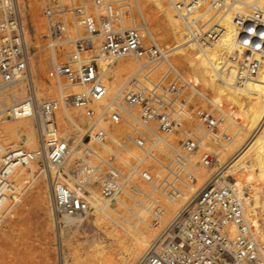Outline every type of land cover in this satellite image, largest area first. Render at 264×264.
Here are the masks:
<instances>
[{
    "label": "built area",
    "instance_id": "obj_1",
    "mask_svg": "<svg viewBox=\"0 0 264 264\" xmlns=\"http://www.w3.org/2000/svg\"><path fill=\"white\" fill-rule=\"evenodd\" d=\"M43 1L50 46L68 39L70 27L77 31L70 57L53 63L47 76L81 89L67 97L37 98L18 2L0 0V90L26 82L27 95L10 106L8 117H32L39 141L31 151L0 135V221L19 202L35 163L47 177L54 209L72 215L112 205L119 194L147 195L140 182L167 196L195 183V164H213L216 149L230 139L219 112L210 104L202 108V95L171 64L158 80L148 73L130 76L120 87V101H111L97 62L84 57L96 43L110 57L164 58L156 43L143 41L139 0ZM166 1L197 44L219 38L224 25L230 26L225 63L235 66V83L257 75L264 64V0ZM113 19L120 22L116 28ZM67 103L91 122L111 116L128 131L114 139L97 126L85 142L74 144L73 132L63 135L57 118ZM217 171L192 192L135 264H264V241L233 183L215 176Z\"/></svg>",
    "mask_w": 264,
    "mask_h": 264
},
{
    "label": "bare ground",
    "instance_id": "obj_2",
    "mask_svg": "<svg viewBox=\"0 0 264 264\" xmlns=\"http://www.w3.org/2000/svg\"><path fill=\"white\" fill-rule=\"evenodd\" d=\"M17 2L20 8L19 0ZM26 5L29 6L28 3ZM138 7L142 14L140 33L144 43L151 41L160 47L157 40L160 35L155 33L150 22L151 16L157 17L168 30L172 41L171 48H175L170 54L173 55L171 58L166 56L165 51L164 62L171 64L178 72L181 70L183 72L181 75L190 83L192 91H197L207 104L218 110L221 125L227 128L230 139L216 149L213 164L210 166L195 164V183L180 186L178 195H162L140 182L147 195L119 194L114 204L95 207L88 213L80 215L66 214L54 209L47 177L41 167L33 173L35 168L33 164L31 171L33 180L38 176L45 180L42 198L45 200L47 212L52 218L57 219L58 224L82 221L83 228L97 231V236H92L88 247L99 253V260L89 264H135L156 241L165 224L190 198L192 192L218 170L215 176L227 177L233 183L256 233L264 241V64L256 76L237 84L234 81L235 66L229 62L225 63V54L230 43L229 35L232 34L230 26L224 25V31L219 38L197 44L186 37L180 19L166 0H147L141 4L138 2ZM205 13L204 17H208L209 12L206 10ZM3 17L4 12L0 10V19ZM119 24L118 20L113 19L111 27L116 28ZM121 25L128 26L129 22L121 20ZM25 28L32 36L39 32L46 33L41 25V19L35 14L25 21ZM75 33L77 31L74 27H70L68 39L63 42L72 41ZM71 52L67 50L64 54L69 58ZM57 55L53 49L51 53L53 63L59 62ZM84 57L97 62L99 79L106 87V96L111 101L113 99L120 101V87L130 76L151 71V68L147 67L148 62L143 58L106 56L98 51L96 43ZM33 65L39 69L44 68L40 62ZM30 68L32 76L35 75L31 61ZM57 83L60 94L53 99L67 97L81 89L77 84L59 81ZM65 86H69L74 92L65 94L63 92ZM35 90L40 101L52 99L43 97L36 85ZM27 92L25 81H18L1 89L0 112L5 111L7 116L10 106L23 99V94ZM67 104L68 109L57 111V118L63 135L73 132L74 144L85 142L86 134L91 133L97 126L106 128L114 139L122 138L128 131V127L116 118L110 116L91 122L79 109L71 107L70 103ZM131 112L136 113V110L132 109ZM0 135L27 150L35 151L39 146L32 117L7 119L0 116ZM193 160L196 163L197 158L194 157Z\"/></svg>",
    "mask_w": 264,
    "mask_h": 264
},
{
    "label": "rangeland",
    "instance_id": "obj_3",
    "mask_svg": "<svg viewBox=\"0 0 264 264\" xmlns=\"http://www.w3.org/2000/svg\"><path fill=\"white\" fill-rule=\"evenodd\" d=\"M145 1L147 2V0ZM145 1L139 0L138 2L141 4ZM64 2L67 3L68 0H64ZM27 3L29 6L26 5ZM43 3V0H19L31 67L35 71L33 74L36 75H33L34 78L36 77L34 84L36 88H39L38 92L43 97L53 99L59 96L60 89H58V81L47 76V71L53 64L51 53L55 49L58 53L57 57L59 56V63L65 62L68 57L64 53L67 50L71 52L73 44L72 41H66L67 43L61 42L53 47L49 45L46 22L43 16ZM111 7L115 10V5ZM90 10L92 12L93 9L90 8ZM33 14L41 19V25L46 33L39 32L36 36L28 33L27 28H25V21L31 18ZM150 22L155 33L161 36H158L157 40L160 47L166 51V56H173L170 54L175 48H171L172 41L167 28L158 21L157 17L151 16ZM162 61L163 63H161ZM36 62L38 64L40 62L44 68L39 69L33 65ZM156 63L148 62L149 66L147 65L151 68L148 74L153 80L160 79L168 65L163 59L156 61ZM179 72L183 73L181 70ZM63 92L70 94L74 91L69 86H65ZM26 95L23 94L22 98ZM202 101L198 104L202 108H208L209 104L204 100ZM0 116L11 119L5 115V111H1ZM84 123L81 122V124ZM34 165L33 173L36 172L37 168H40L38 163ZM44 181L40 176L35 180L31 176L22 190L19 202L7 210L5 214L12 212L0 221V264H89L98 261L99 253L90 250L91 248L88 247L92 236H97V231L83 228L82 221L58 224L57 219L52 218L47 212L45 200L42 198Z\"/></svg>",
    "mask_w": 264,
    "mask_h": 264
}]
</instances>
